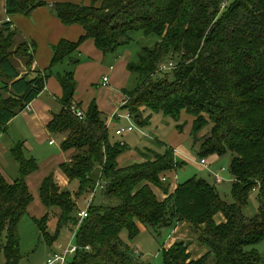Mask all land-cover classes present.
Segmentation results:
<instances>
[{
    "label": "trees",
    "instance_id": "trees-1",
    "mask_svg": "<svg viewBox=\"0 0 264 264\" xmlns=\"http://www.w3.org/2000/svg\"><path fill=\"white\" fill-rule=\"evenodd\" d=\"M46 5L44 0H5V12L29 15ZM51 8L64 25L81 26L84 35L76 42L61 40L53 46L51 63L44 71L32 69L34 41L27 42L9 20L0 22V132L39 96L49 74L65 64L57 74L63 107L47 128L66 134L62 149L77 151L72 161L61 165L69 181L77 183L74 194L94 193L88 216L80 220L72 216L76 202L71 192L60 190L51 175L45 177L41 202L60 209L53 232L48 227L50 212L33 219L46 241L54 243L60 230L73 224L77 249L66 264H140L129 254L121 233L127 231L133 240L141 223L158 237L162 228L183 221L208 251L191 259L189 243L176 241L162 249L163 264H264V258L244 250L264 238V0H90L89 4L56 2ZM135 31L154 34L158 40L151 48L141 47L137 60L128 63L138 82L127 92L129 100L123 108L140 125L150 118L146 110L161 113L179 131L186 124L181 113L193 117L190 136L200 158L233 154L232 203L203 178L178 183L169 193L170 182L161 178L185 162L158 139L152 141L164 147L162 151L145 147L138 151L144 161L119 167L117 158L129 146L109 133L97 105L92 102L83 119L70 112L79 45L90 38L104 53L116 52ZM167 58L174 68L159 70ZM208 125L207 133L199 136ZM9 153L18 164L19 176L10 183L0 172V264L19 262L17 229L32 202L26 177L38 168L21 142ZM100 181L102 188L97 187ZM153 187L169 193L167 198L160 201ZM251 191L258 193L260 206L248 218L242 208ZM219 212L225 222L214 221Z\"/></svg>",
    "mask_w": 264,
    "mask_h": 264
},
{
    "label": "crops",
    "instance_id": "crops-1",
    "mask_svg": "<svg viewBox=\"0 0 264 264\" xmlns=\"http://www.w3.org/2000/svg\"><path fill=\"white\" fill-rule=\"evenodd\" d=\"M44 1L48 3V7L42 6L36 8L29 15L14 14L9 16L5 15V17L0 15V22L9 20L13 27L17 28L22 33L27 42L34 41L35 52L32 69L40 71H44L49 67L53 57V46L57 45L61 40L76 42L84 35V30L81 26L77 24L69 26L64 25L56 17L50 7L53 3L67 0ZM123 52V56L118 54V58H121L113 64L114 62H112L111 57L97 48L92 39H85L78 47L76 55L79 60L73 69L76 90L71 100L69 110L71 106H74L83 112L84 117V113L87 111L89 105L94 102L111 135H115L116 129L128 124L122 117H114L111 119V115L117 109L120 115L128 111L123 108L129 100L127 92L133 91L136 87L135 85L131 87V89L128 88L132 80H130L131 75L128 71L127 52L124 50ZM64 67L66 68L67 66L62 64V71ZM62 71H57L55 68V71L49 74L45 79L43 91L29 104V110H22L17 116L10 120L7 124L6 131L0 132V172L8 182L12 183L19 176L18 164L9 153L14 144L21 142L26 156L33 157L38 163L37 170L26 177L28 189L32 195V202L28 207L27 214L32 220L39 219L47 212L53 211V208H47L40 199L41 183L44 178L49 175L52 176L53 181L60 190H69L71 192L76 202L77 211L76 215H74L75 217H77L80 210L87 208L93 200L91 192L77 197L74 194L77 190V183L74 181L70 182L61 169L62 164L72 161L77 151L74 149H62L61 142L66 134H54L47 128L53 116L60 112L63 107L60 101L62 98V87L57 79V74H60ZM105 76L108 77L106 84L103 83V77ZM181 119L186 121V126L183 128L185 130L182 134V143H184L185 141L188 142L191 137V127L194 118L182 112ZM172 132L173 131L170 133L172 134ZM51 141H53V143H50ZM169 141L168 145L173 149L177 160L186 162L193 159L188 151L182 149L181 144L178 143L180 146H176V139H171ZM124 142L127 144L125 140ZM195 148L197 152L198 147ZM136 151L128 147V150L117 158L118 166L124 167L144 161L138 151ZM212 156L217 157L216 154H212ZM202 159L205 160V164L201 163ZM199 163L202 164L205 169L210 166L207 165L205 158H200ZM174 171L175 170L166 172L165 175L166 179L170 182L169 193H172L178 185V183L173 182V178H175V176H173ZM212 176L215 177H213L215 181L221 182L220 176L217 177L218 174L214 173ZM153 191L160 201L167 198L169 194L155 187H153ZM54 211L56 214H60V209L58 207L54 209ZM214 221L216 223H222L225 222V218L223 214L219 212L214 216ZM56 224V221H49L48 227L50 228L51 225H53L55 228ZM68 226L65 228L72 231L73 226L72 228ZM138 228L141 233L144 230L143 224L138 223ZM167 229L169 230L165 231L166 241L163 244L164 249H168L176 241H185L189 243L188 251L191 259H197L208 251V248L200 250L197 246L193 247L191 241L193 239L197 241V234L186 222H177L175 226ZM57 240L54 243H56ZM195 240L193 241L195 242ZM69 242L68 244L71 243ZM58 246V249L65 247H63L61 243H59Z\"/></svg>",
    "mask_w": 264,
    "mask_h": 264
},
{
    "label": "rangeland",
    "instance_id": "rangeland-1",
    "mask_svg": "<svg viewBox=\"0 0 264 264\" xmlns=\"http://www.w3.org/2000/svg\"><path fill=\"white\" fill-rule=\"evenodd\" d=\"M70 2H78V3H84L89 4L90 0H67ZM48 7V5H46ZM51 7V6H50ZM0 15L2 17H5V0H0ZM158 40V37L154 34L152 35H144L141 31H135L131 35V40L128 44L120 46L119 50H116V52H109L105 53L107 56L111 57L113 64L117 62L118 54L123 56V50L127 52L128 56V63L131 61L137 60V53L140 52L141 47L147 46V47H153L155 42ZM170 59L167 58L164 62H168ZM73 61V60H72ZM173 61V60H172ZM69 68L71 66H68ZM57 71H62L61 65L56 67ZM130 72L132 80L130 82V86L128 87L131 89V87L137 85V79L138 75L136 72L131 71ZM169 71V70H167ZM161 74V73H160ZM1 86V83H0ZM150 115V118L148 122L144 125H140L135 121V119L132 121L133 125L135 126V130L133 132L125 131L122 136H117L115 138L119 139L120 141L124 140L127 142L130 149L134 151H139L145 147H152L156 151H162L163 148L160 146H157L153 142L156 140L152 139H158L162 143L169 144V140L176 139L177 143L176 146L182 145V149L185 151H188L190 156L193 158L192 160L186 161L182 166H179L175 169L173 172V182L175 183H181L184 182L192 177L196 178H203L210 182L211 184L215 185L220 197L226 201L227 203L233 202V196L231 192V186H232V176L229 171V164L232 158V153L227 152L226 154L222 156H212L208 155L205 157L207 161V165L209 168L205 169L202 164H200V157L198 156L196 152L197 145L193 146L192 141L193 138L190 137L189 141H185L182 143V134L183 131H179L173 120L171 118L165 117L161 113H151L149 110L145 111V116ZM205 117L207 115L204 114ZM185 121V120H181ZM126 126V125H125ZM123 126V127H125ZM186 126V124H185ZM185 126L183 128H185ZM210 125L202 129L199 136L204 135L209 130ZM171 131L172 134L170 133ZM125 143V142H124ZM179 143V144H178ZM194 147V148H193ZM136 151V152H137ZM177 159V158H176ZM180 161V160H179ZM218 174L221 178V182L215 181V177L212 176L213 174ZM214 177V178H213ZM260 201L259 196L256 191H251L248 197L247 204L242 208V213L248 217L252 218L254 217L258 211H259ZM51 209V208H50ZM54 209H57V207H53V211L50 212V221H57L58 214L55 213ZM77 209L72 213V216L76 215ZM70 228L73 229L67 230L66 228H62L59 233V237L56 243H51L46 241L44 236H42L41 232L37 228L36 224L30 218L28 214H25L18 225L17 233L19 238V253H20V259L17 264H45L46 259L48 257V254L52 251H61L64 249L68 242L70 241L72 245H76V239H74L73 234L74 231L77 230V227L73 224L69 225ZM68 226V227H69ZM144 230L139 233L133 240L129 238L127 231H123L121 233V238L123 242L127 245V248L129 250V254L132 255L133 259L140 263V264H163L162 260V249L163 244L165 243L166 234L165 231L169 230L167 228H162V232L158 237H155L153 233H150L146 226H144ZM52 232L55 229L53 225L49 228ZM72 240V241H71ZM195 240V239H193ZM191 241L193 243V247L197 246L200 250H203L207 248L204 245L199 244L196 240ZM69 242V243H70ZM190 242V241H189ZM61 243L64 248L58 249V244ZM244 250L254 252L259 257L264 258V238L257 243L254 244H248L244 246Z\"/></svg>",
    "mask_w": 264,
    "mask_h": 264
},
{
    "label": "built area",
    "instance_id": "built-area-1",
    "mask_svg": "<svg viewBox=\"0 0 264 264\" xmlns=\"http://www.w3.org/2000/svg\"><path fill=\"white\" fill-rule=\"evenodd\" d=\"M174 68V64L172 62H164L162 64H160L159 66V70L161 71H165V70H171ZM108 81V77L105 76L103 77V83L106 84ZM26 110H29V105H27L25 107ZM70 111L76 115L78 118H83V112L79 109H77L76 107L74 106H71L70 107ZM118 118V117H122L124 120H126L128 122V124L125 126V127H120L118 129H116L115 131V135L117 136H122V134L125 132V131H129V132H133L135 130V126L133 125L132 121L134 120V117L133 115L129 112V111H126L124 112L123 114L120 115L118 109L116 111H114L111 115V119L112 118ZM50 143H53V141H51ZM121 145L124 144L123 141H120ZM201 163L202 164H205V160L202 159L201 160ZM219 177V176H217ZM162 181H165L166 180V177H162L161 178ZM103 182L100 181V183H98L97 187L98 188H102L103 187ZM94 193H92V196H93ZM88 216V210L87 208L85 209H82L78 212V215L77 217L80 219V220H83L84 218H86ZM77 227V226H76ZM76 231H74V234H75ZM73 234V236H74ZM77 249V246L76 245H72V243L68 244L64 249H62L61 251H56V252H51L49 255H48V258L46 260V263L45 264H66L67 262V257L69 255H72Z\"/></svg>",
    "mask_w": 264,
    "mask_h": 264
},
{
    "label": "water",
    "instance_id": "water-1",
    "mask_svg": "<svg viewBox=\"0 0 264 264\" xmlns=\"http://www.w3.org/2000/svg\"><path fill=\"white\" fill-rule=\"evenodd\" d=\"M51 12H52V10H51Z\"/></svg>",
    "mask_w": 264,
    "mask_h": 264
}]
</instances>
